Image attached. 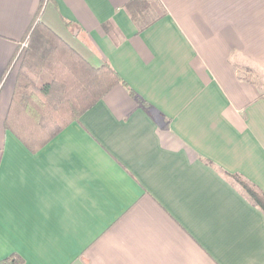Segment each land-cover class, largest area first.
I'll list each match as a JSON object with an SVG mask.
<instances>
[{
	"label": "crops",
	"instance_id": "crops-1",
	"mask_svg": "<svg viewBox=\"0 0 264 264\" xmlns=\"http://www.w3.org/2000/svg\"><path fill=\"white\" fill-rule=\"evenodd\" d=\"M136 1L0 0V262L264 264L217 171L264 193V0ZM37 16L125 84L33 153L5 121Z\"/></svg>",
	"mask_w": 264,
	"mask_h": 264
},
{
	"label": "trees",
	"instance_id": "trees-1",
	"mask_svg": "<svg viewBox=\"0 0 264 264\" xmlns=\"http://www.w3.org/2000/svg\"><path fill=\"white\" fill-rule=\"evenodd\" d=\"M141 2L143 4L145 0H137L135 4ZM130 9L137 21L139 8ZM26 40L29 48L22 59L20 48L14 60L17 64L20 62V67L5 129L31 152L37 153L72 123L79 122L83 114L115 86L125 82L109 63L100 68L92 67L59 35L41 23L38 16ZM217 171L264 214V193L259 188L239 175ZM0 264L25 262L20 256L12 255Z\"/></svg>",
	"mask_w": 264,
	"mask_h": 264
},
{
	"label": "built area",
	"instance_id": "built-area-1",
	"mask_svg": "<svg viewBox=\"0 0 264 264\" xmlns=\"http://www.w3.org/2000/svg\"><path fill=\"white\" fill-rule=\"evenodd\" d=\"M29 48V42L28 40H26L25 42H23V44L21 45V50L19 52V56L22 59L23 55H21V53L23 52V54L25 53V51Z\"/></svg>",
	"mask_w": 264,
	"mask_h": 264
},
{
	"label": "rangeland",
	"instance_id": "rangeland-1",
	"mask_svg": "<svg viewBox=\"0 0 264 264\" xmlns=\"http://www.w3.org/2000/svg\"><path fill=\"white\" fill-rule=\"evenodd\" d=\"M23 56H24V54H23Z\"/></svg>",
	"mask_w": 264,
	"mask_h": 264
}]
</instances>
